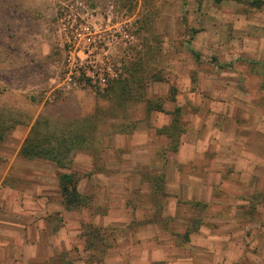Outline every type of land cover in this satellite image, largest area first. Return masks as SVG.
Masks as SVG:
<instances>
[{
  "label": "rangeland",
  "instance_id": "obj_1",
  "mask_svg": "<svg viewBox=\"0 0 264 264\" xmlns=\"http://www.w3.org/2000/svg\"><path fill=\"white\" fill-rule=\"evenodd\" d=\"M70 13L96 30L123 27L132 38L110 48L118 75L103 91L88 84L59 90L64 51L58 25ZM0 94L27 120L47 109L45 118L56 127L63 121L92 134L88 150L76 153L67 169L39 159L15 162L6 179L9 187L23 186L24 194L16 205L19 189H12L2 210L45 211L54 242L72 245L70 252L62 249L64 264L74 257L77 264H223L215 247L224 245H253L250 254L263 260L264 213L251 200L255 191L235 186L247 174L236 175L233 157L217 150L230 141L231 135L220 134L227 124L211 126L208 115L199 119L203 111H223L206 99L226 95L255 103L248 110L264 115V6L244 0H0ZM175 101L182 141L196 135L199 141L197 156L183 145L170 170L167 141L155 133L167 117L155 124L146 108ZM6 126L0 125L1 135L9 133ZM213 135L218 140L211 145ZM61 173L74 175L84 204H63ZM31 190L33 204L25 200ZM255 195L262 198L264 191Z\"/></svg>",
  "mask_w": 264,
  "mask_h": 264
},
{
  "label": "crops",
  "instance_id": "obj_2",
  "mask_svg": "<svg viewBox=\"0 0 264 264\" xmlns=\"http://www.w3.org/2000/svg\"><path fill=\"white\" fill-rule=\"evenodd\" d=\"M15 96H21V93L19 92L11 94L12 99ZM5 103H8L9 105H5L4 102L1 101L0 94V125L6 124V129H9V133H4L2 135L0 134V264H64L62 262V249L64 248V252H70L73 250L72 245H64V242H62L61 239H58L57 242H54V234L47 228V226H45L46 218H48L45 211L35 215L33 212L30 214H25L20 211H17V213H12L2 210V207L5 204L4 200L10 196L13 191L12 189H19V192L16 196L17 199L14 203L17 205L22 201L21 198L24 194L22 192L23 186L14 185L15 188L12 186L9 187L6 179L10 176V172H12L15 162L28 163L34 160L21 157L19 155L20 149L25 139L28 137L29 132L36 120L42 117L44 118L47 116L46 114L50 115L47 109H45L40 113L43 115L39 118L37 116L38 113H32L30 120H27L25 116L26 113L19 112L18 106L15 107L14 103L10 102ZM205 103L218 106V110L223 108V111L214 114H207L206 111H203L199 121L203 120V118H205L207 115L206 122L210 123L211 126H213L217 120H220L219 125L222 124V120H225L224 123L227 124V131L221 132L217 126L214 127L221 132L220 134L226 133L228 136L231 135L229 139L230 141L225 146H219L217 150L218 152L226 150V152L233 157V160L230 162L236 164V175L242 174L243 172L247 174L248 179H238L234 182L235 186L238 189L247 187H250L251 190L254 189L255 192L252 193L254 194V197H252L251 200L257 201V204L260 205V209L264 213V197L260 198V196L255 195L256 193H260V191H264V115H260L248 110V105L254 107L256 106L255 103L251 102L252 104H246L245 100L233 99L228 95L214 102L206 99ZM192 104L194 106L193 102ZM5 106H7L9 112L4 110ZM180 106L181 105L179 101L172 102V104L163 103L161 105L162 111L153 110L150 112V116L148 117H150L152 122L155 124H157L155 119L158 117H167V119L164 120L166 121L165 124L155 128V133H157V130L159 131L161 128L166 127L171 123L174 117V115H172L173 111L176 108H180ZM39 109H44L42 104ZM13 111H15V113H13ZM59 115L62 117L64 116L62 112H60ZM21 117L23 120L26 118V120L23 121L22 119H19ZM12 124L14 125L13 127L10 126ZM232 127L236 128L235 134L230 130ZM183 135L184 134L180 135L175 150L171 148L170 139H168L165 135H158L167 141L165 150L167 152H171L168 161V168L170 167V170H174V162L172 161L174 160L175 156H181L183 145L188 144L191 146V158H195L197 156L196 153L198 150V144L196 142L199 141V137L196 135L193 137L194 139H192V141H182ZM200 136L203 138V135ZM234 136L238 138V141H235ZM144 138L145 141L149 142V137H147V135H144ZM215 140H218V137L213 135L210 137L209 143L212 145V142H215ZM12 145H14V149L8 148ZM157 149V146H155L153 151ZM240 156H245L244 161L239 159ZM218 158L221 162L224 156L218 155ZM54 167L57 168L56 166ZM164 167L167 168V165L164 164ZM216 170L219 171L218 169ZM221 171L224 173V170L221 169ZM176 173L178 172L176 171ZM32 185L33 183L31 182V186ZM57 185L59 188L58 177ZM223 186L225 185H222V187ZM152 189L153 186H150L149 190H151V192ZM25 200L26 202H31V204H33L34 193L32 190L30 192L26 191ZM42 201L47 202V198L44 196ZM37 215L39 217L36 218ZM246 248L247 247L245 245H224L215 247L216 251L223 253L221 254V261L223 264H232L233 262L236 264L243 262L246 264H261V262L264 263V258L262 261H260L259 257L250 254L253 253L254 249H257L256 247L251 245L249 248L250 250H246ZM232 251L239 253L235 259H233L230 255V252ZM242 251L247 252V256L241 259ZM69 264H77L75 257ZM178 264L180 263L178 262Z\"/></svg>",
  "mask_w": 264,
  "mask_h": 264
},
{
  "label": "trees",
  "instance_id": "obj_3",
  "mask_svg": "<svg viewBox=\"0 0 264 264\" xmlns=\"http://www.w3.org/2000/svg\"><path fill=\"white\" fill-rule=\"evenodd\" d=\"M215 3H222L225 0H214ZM243 1V0H234ZM256 7L264 6V0H244ZM147 113L156 110L162 111L161 105L150 107L147 105ZM179 109L176 108L171 123L157 131V134L165 135L170 139L171 148L176 149L180 135V119L177 116ZM56 127L57 122L49 118L36 120L31 128L28 137L25 139L19 155L25 159H39L47 161L57 168L66 169L70 166L74 156L79 151L88 150L92 134L86 128L75 126L71 123H63ZM181 125V126H180ZM176 132L178 135L175 137ZM181 133V134H180ZM91 146V145H90ZM60 196L63 204L67 207H76L85 203V198L77 190V181L72 173L60 174L58 176Z\"/></svg>",
  "mask_w": 264,
  "mask_h": 264
},
{
  "label": "built area",
  "instance_id": "obj_4",
  "mask_svg": "<svg viewBox=\"0 0 264 264\" xmlns=\"http://www.w3.org/2000/svg\"><path fill=\"white\" fill-rule=\"evenodd\" d=\"M58 31L60 48L64 51L59 90L69 91L88 84V87L98 86L103 91L111 80L117 78L118 74L109 62V51L118 40L131 42L126 29L96 30L70 13L59 19Z\"/></svg>",
  "mask_w": 264,
  "mask_h": 264
}]
</instances>
